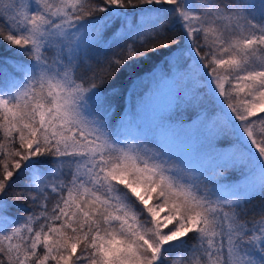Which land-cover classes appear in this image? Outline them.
Segmentation results:
<instances>
[{"label":"snow or ice","instance_id":"6c2138e0","mask_svg":"<svg viewBox=\"0 0 264 264\" xmlns=\"http://www.w3.org/2000/svg\"><path fill=\"white\" fill-rule=\"evenodd\" d=\"M0 264H264V0H0Z\"/></svg>","mask_w":264,"mask_h":264},{"label":"trees","instance_id":"16d2710c","mask_svg":"<svg viewBox=\"0 0 264 264\" xmlns=\"http://www.w3.org/2000/svg\"><path fill=\"white\" fill-rule=\"evenodd\" d=\"M154 59L155 58L146 60V61L143 62V64L138 65L136 67V73L139 74V75L147 74L153 67ZM131 79H135V76H131ZM120 80H123L125 82H129L130 81V77H129V74H128L127 70H125V72H123L121 74Z\"/></svg>","mask_w":264,"mask_h":264}]
</instances>
